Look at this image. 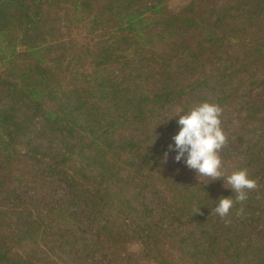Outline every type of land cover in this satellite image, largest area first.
Here are the masks:
<instances>
[{
    "label": "trees",
    "instance_id": "16d2710c",
    "mask_svg": "<svg viewBox=\"0 0 264 264\" xmlns=\"http://www.w3.org/2000/svg\"><path fill=\"white\" fill-rule=\"evenodd\" d=\"M141 1L0 0V264H264V0ZM205 100L254 132L240 216L169 152Z\"/></svg>",
    "mask_w": 264,
    "mask_h": 264
},
{
    "label": "clouds",
    "instance_id": "9594fccd",
    "mask_svg": "<svg viewBox=\"0 0 264 264\" xmlns=\"http://www.w3.org/2000/svg\"><path fill=\"white\" fill-rule=\"evenodd\" d=\"M177 116L179 131L172 137L174 144L168 146L169 152H175L174 161H183L187 168L196 172L197 177L207 178L209 183L222 179L224 186L235 193L234 197H220L211 209L212 215L225 219L235 205L241 206L235 214L242 215L243 205L249 193L258 189V183L246 168L231 173L224 170L221 152L229 145V135L223 127L224 108L205 100L187 110L178 109L173 117ZM167 157L168 152L165 153V161ZM199 211L200 208L195 209L194 214Z\"/></svg>",
    "mask_w": 264,
    "mask_h": 264
},
{
    "label": "rangeland",
    "instance_id": "374dc122",
    "mask_svg": "<svg viewBox=\"0 0 264 264\" xmlns=\"http://www.w3.org/2000/svg\"><path fill=\"white\" fill-rule=\"evenodd\" d=\"M201 1L202 0H167L166 4L169 5L170 9L177 10L180 7L187 6L190 3H194L195 6H198V5H200ZM144 2H145V0H142L141 4H145ZM244 94L245 95H243V97L237 103L238 105H241L242 102L253 103V102H256L258 100H261L264 97V87L262 85L250 86L249 88H247V90ZM238 105H236V106L238 107ZM178 109H179V107H168L165 114H169L170 116H174ZM182 114L183 113H181V115ZM263 114H264V109H263ZM239 116H240V112L234 106L231 107L228 110V112H224L223 127L229 135V145L227 146V148H225L221 152V156H222V159L224 161V166H225L224 169H226V166H230V164L232 162H234V164H235V162L239 163V160L247 157V153L244 152L243 147H242V141H243L242 138L245 139V137H247V138H253L254 137V132L251 133L250 135H248V133L244 127L238 126L240 124V120H239L240 117ZM262 122H263V120H262ZM252 124H254V125L259 124V121L257 120V121H252V122L248 123L249 126H251ZM178 172H179V174H181V176H183L184 171L179 170ZM195 180L198 182V181H202L203 178L198 176V177H196ZM256 181H257V179H256ZM58 186L61 187L60 182L58 183ZM143 194L145 197H148V194L145 193V191ZM153 198L156 201L160 200L158 197H153ZM258 225L252 231L254 238H257V236H261L262 234L264 235L263 229H261ZM15 250H18V248ZM21 251H23V249H21ZM56 253L54 252V254H56ZM58 253L61 254L62 256L65 255V254H62L60 252H58ZM69 261H70V259L66 257V258L62 259V262H60V264H71V262H69ZM101 264H104V262H102ZM133 264H135V263H133ZM141 264H146V263L142 262ZM173 264H177V262L174 261Z\"/></svg>",
    "mask_w": 264,
    "mask_h": 264
}]
</instances>
